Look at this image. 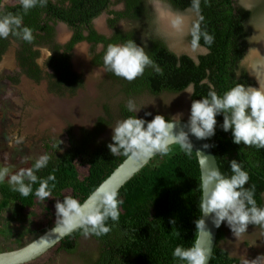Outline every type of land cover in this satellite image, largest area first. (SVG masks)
I'll return each instance as SVG.
<instances>
[{"label": "trees", "instance_id": "trees-1", "mask_svg": "<svg viewBox=\"0 0 264 264\" xmlns=\"http://www.w3.org/2000/svg\"><path fill=\"white\" fill-rule=\"evenodd\" d=\"M163 1L176 10L194 11L191 7L192 0ZM116 2L122 3L121 10L110 9L112 0H55V3L47 0L46 6L38 5L26 14L18 3L5 6L0 10V15L9 12L22 15L23 25L32 32L39 30L40 39L45 43L52 39L53 28L47 24L43 15L65 21L74 31L65 45V52L81 39L90 43L92 51L96 44L101 43V51L93 54L91 59V63L98 66L104 67L103 56L110 43L123 44L134 40L138 45L144 46L154 66L146 68L142 76L129 82L112 72H106L107 76L120 84L122 91L128 96L143 92L152 95L181 92L191 83L194 85L193 96L190 95L192 103L195 99L207 96L209 85L218 95L223 96L238 83L246 86L254 84L242 67L241 60L249 47L246 21L262 9L264 1L252 9H247L238 5L235 0H200V10L198 13L195 11L198 16L195 24L198 23L200 29L198 46L204 47L206 51L197 54L195 58L186 53L174 52L163 39L144 34L146 30L142 34L138 30L135 32L119 29L116 26L119 19L141 22L149 17L150 11L145 0ZM103 11L109 14L106 21L112 33L108 37L98 33L91 23ZM140 24L142 26L143 23ZM83 30L87 32L86 35L82 34ZM192 30L193 27L188 35L191 44ZM204 33L213 37L211 44L206 43ZM37 42L36 40L35 43ZM6 45L7 39L0 38V53ZM54 47L55 50L58 45ZM37 54L29 42L22 41L16 56L19 66L34 81L43 77L41 68L35 62ZM48 65L52 72H46L44 76L48 77L49 91L63 95L66 91L73 92L74 85L81 83V77L70 68L67 53L59 54L57 58L51 57ZM204 80L207 83L202 84L201 81ZM119 110L123 119L137 115L130 112L124 103H120ZM157 114L163 115L155 111L144 119L150 121ZM163 116L170 119L167 115ZM216 119V133L207 141L214 152L219 172L231 176L229 161L236 159L249 175L245 187L255 186L254 198L257 206L264 207V148L235 144L232 132H224L221 128L223 115H218ZM108 125L109 118L100 116L92 128H81L78 136H74L68 126L65 140H41L43 155H48L50 159L47 166L37 171L36 175L41 179L55 175L56 180L50 182L56 185L52 190L53 196L63 201L67 195L62 192L70 189L71 196L82 202L125 158L123 154L113 156L107 147L108 143L98 140V135ZM35 161H31L29 167ZM77 162L87 166V173L83 177L79 176ZM38 186V183L33 184L32 193L24 197L13 191L8 182L0 183V210L13 202L21 208L33 206ZM118 193V199L123 201L120 205L119 221H107L111 231L106 235H90L97 241L98 246L94 259L86 264H184L172 254L177 246H193L197 236L196 221L200 219L199 204L202 196L199 164L194 150L187 153L177 144L170 145L167 154L155 155L118 189ZM82 235V230H74L59 241L57 249L75 253L79 244L78 238ZM224 235L225 230L221 225L217 230L208 264L240 263L238 257L229 255L226 249L219 246Z\"/></svg>", "mask_w": 264, "mask_h": 264}, {"label": "clouds", "instance_id": "clouds-1", "mask_svg": "<svg viewBox=\"0 0 264 264\" xmlns=\"http://www.w3.org/2000/svg\"><path fill=\"white\" fill-rule=\"evenodd\" d=\"M19 3L26 14L38 5L46 6L47 0H19ZM191 7L198 13L200 0H192ZM0 8H3V4H0ZM10 35L20 37L29 43L34 39L32 30L23 25V16L11 12L0 15V38L7 39ZM192 36V47L195 49L200 38L198 23L193 25ZM204 39L208 44L213 42V37L207 33H204ZM103 64L104 71L112 72L129 82L142 76L146 68L154 66L144 46L138 45L134 40H128L123 44L110 43L104 52ZM156 70L160 71L158 68ZM257 80L259 87L238 83L223 96L218 95L209 85L210 91L207 96L192 101L189 118L178 132L175 130L179 121L166 119L160 114L155 115L150 121L138 118L137 115L119 120L115 127H111L112 142L107 147L113 156L123 154L137 160L150 159L157 153L167 154L173 143L179 145L185 152L191 153L193 144L190 135L199 140L213 137L218 123L216 117L222 114L221 128L224 132H232L235 144L264 148V81ZM185 92L193 96L194 85L189 83ZM127 108L130 112L136 113L141 110L137 109L132 100L127 102ZM145 115L150 116L152 113ZM22 141L23 137H15L16 143ZM204 147L207 148L209 145ZM201 157L202 162L208 158L202 153ZM49 159L48 155H41L32 167L21 168L15 173H11L8 166L0 167V183L7 178L12 190L24 197L29 196L33 191V184L38 183L35 196L40 200H48L56 187L55 183L50 182H54L56 177L51 174L41 179L36 172L46 167ZM229 164L231 176H225L212 169L207 179L202 181L199 207L203 216L214 214L213 221L217 228L226 222L232 233L239 238L241 234L247 232L249 225L264 228V207L257 206L254 198L255 186L245 187L249 175L243 166L236 159L230 160ZM118 196V190L115 188L108 190L101 185L90 194L88 200L91 203L87 206L72 196H65L63 201L57 200L56 222L52 231L69 234L79 229L85 237L108 234L111 228L107 226V221L109 219L113 222L119 221L120 205L123 201L118 199ZM196 226L197 230L206 229L205 220L198 219ZM172 255L184 264H208L209 261V252L202 248L198 241L188 248L182 245L175 247ZM261 257L252 261L245 260L244 264H258Z\"/></svg>", "mask_w": 264, "mask_h": 264}, {"label": "rangeland", "instance_id": "rangeland-1", "mask_svg": "<svg viewBox=\"0 0 264 264\" xmlns=\"http://www.w3.org/2000/svg\"><path fill=\"white\" fill-rule=\"evenodd\" d=\"M110 9H120L121 3L112 0ZM238 4L251 8L264 0H236ZM151 15L141 22L120 20L122 29L136 27L140 33L141 24L153 25L157 33L162 37L166 45L174 52L186 53L195 58L197 54L205 52L203 47L197 46L193 49L188 40L191 28L198 16L190 9L180 11L174 9L163 0H145ZM251 19L246 21V29L249 31V47L247 53L241 60L242 67L246 66V56L252 48V42L257 41L256 35L259 30H264V3L262 9L255 13ZM108 15H102L95 19L97 27H104L108 32L105 19ZM162 16V17H161ZM183 16L188 22L186 28H167V17ZM187 17V18H186ZM189 17V18H188ZM152 19L151 21L147 19ZM104 21V22H103ZM105 23V24H104ZM104 24V25H103ZM133 24V25H131ZM174 32V34L166 30ZM146 29V28H145ZM147 28L144 34H148ZM101 45L97 46L100 49ZM75 50L73 61L75 66L86 64V84L79 89L76 95L57 98L49 97L44 93V84L41 81L36 85L32 81L24 82L20 86L9 82L0 81V167L8 166L11 173L21 168H29L31 161L43 155L41 140L61 138L65 140V130L71 127L74 136H78L82 126L92 128L95 118L103 113L110 120V125L98 135L99 141L112 142L113 130L117 121L123 120L119 112L120 103L127 105L132 100L137 109H141L138 116L145 118L146 113L155 111L167 115L170 118H181L188 120L190 115V95L184 89L181 92H162L152 95L147 92L136 95H126L120 84L114 83L105 77L101 67L90 65L87 57L88 45ZM178 53V54H179ZM80 54V55H79ZM248 65V64H247ZM4 82V81H3ZM257 84H253L252 87ZM48 96V97H47ZM109 114V115H108ZM15 137H23L21 143L15 142ZM11 141V143H10ZM80 177L87 173V166L76 163ZM8 182L7 178L5 179ZM64 195L71 196V190L65 189ZM59 198L51 195L48 200H40L35 197L31 207L21 208L17 203H10L0 211V251L17 248L35 238L38 234L56 222L55 203ZM223 229L225 235L219 241V246L226 249L231 256L239 258L240 263L245 260H256L261 257L258 264H264V230L258 226H249L247 232L237 238L225 222ZM78 248L75 253H66L53 246L43 255L27 264H86L94 259L98 243L91 236L84 235L78 238Z\"/></svg>", "mask_w": 264, "mask_h": 264}, {"label": "flooded vegetation", "instance_id": "flooded-vegetation-1", "mask_svg": "<svg viewBox=\"0 0 264 264\" xmlns=\"http://www.w3.org/2000/svg\"><path fill=\"white\" fill-rule=\"evenodd\" d=\"M236 1V0H235ZM52 3H55V0H51ZM237 2V1H236ZM19 0H0V4H3V8H0V10L4 9L5 6H12L15 4H18ZM120 3V2H118ZM146 4V3H145ZM238 4V2H237ZM122 5V3H121ZM240 5V4H238ZM260 5V3H257L256 5H253L251 8H247V9H252L253 7ZM64 6L67 7V3L64 2ZM241 6V5H240ZM111 7V5H110ZM123 7V5H122ZM122 7L118 10H121ZM244 7V6H242ZM246 8V7H244ZM112 10H117V9H112ZM108 15L106 17V19L109 17V14L106 11H103L102 13H100L97 17L102 16V15ZM151 15V13L149 14V16ZM43 17H45V21L47 22L48 25H50L53 28V35H52V39L48 41V43L46 42H42V40L40 39L41 37L39 36L41 34V32L39 30H34L33 31V41L30 43L32 45V48L34 50L37 51V56L35 57V62L37 63V65L41 68L42 71V78L39 79L38 81H34L32 78L28 77L25 72L23 71V69L19 66L18 60H17V53H18V49L20 47V44L22 41H24L22 38L14 36V35H10L7 38V45L4 48V50L0 53V81L1 83H5L6 81L12 84H17L18 86L21 85L24 86V82L27 81H32L34 85H36L37 83H40L41 81L44 84V93L46 95H48L49 97H57V98H65V97H69V96H74L76 95L77 91L79 89H83L85 84H86V75H85V71H88V67L86 66V64L83 65H79V66H75V63L73 61V58L75 57V50L78 48V50H81L80 47H83L84 45H88V52H87V57H89V63L90 65L93 66H97V67H101L104 70V67L101 65H94L91 63V59L93 54L98 53L101 51L102 49V44L98 43L94 46L93 51L91 50V45L90 43L85 40V39H81L78 40L76 42H74V44L72 45V47L70 48L69 51L65 52L66 49V44L70 41L72 35H73V29L63 20L53 17V16H45L43 15ZM95 17L94 19H92L91 23L93 28L100 34L105 35V36H110L112 31L111 29L108 27L107 25V21L105 19V23L107 28L109 29L108 32H105L102 28L97 27V25L94 23L95 19L97 18ZM122 19H119L117 22H119ZM124 20H128V19H124ZM149 21H151L152 19H147ZM130 22H134L132 20H128ZM104 22V21H103ZM104 23V24H105ZM103 24V25H104ZM133 25V24H131ZM116 26L124 31L127 30H133V31H137L136 27H132L129 29H122L119 25V23H116ZM146 28V29H145ZM149 30V36H154V37H159L162 39V37H160V35L157 33V31L154 29L153 25H151L150 27H148V24H145L144 26H141L140 30L144 31V30ZM86 31L83 30L82 34L86 35ZM36 40L38 41L37 43ZM58 45V47L54 50V46ZM101 45L100 49H97V46ZM82 51V50H81ZM83 52V51H82ZM63 53H67L69 55V63H70V68L73 72L77 73L80 77H81V83L79 85L75 84V88L73 90V92L70 91H66L63 95H57L51 91H49L48 89V77H45L44 74L46 72L51 73L52 69L50 68V66L48 65L50 62V58L51 57H58L59 54H63ZM80 55V54H79ZM246 68L244 67L246 74L248 76V78H250L251 80L254 81V84H257L256 81L250 76L249 74V68L248 65L246 63ZM105 73V77H107L108 80L113 81L114 83H117V81H114L113 79H111L109 76H107L106 71H104ZM4 81V82H3ZM253 85V84H252ZM250 85V86H252ZM69 89V87L67 88ZM66 89V90H67ZM47 96V97H48ZM120 112V110H119ZM103 113L104 114H99L96 118L94 123L96 122V120L98 119V117L102 116L104 118H106L105 115V105L103 108ZM121 115V114H120ZM122 117V116H121ZM93 127V126H92ZM81 128H86L84 126H82ZM80 128V129H81ZM1 211V210H0ZM67 253V252H66ZM230 255V254H229Z\"/></svg>", "mask_w": 264, "mask_h": 264}, {"label": "water", "instance_id": "water-1", "mask_svg": "<svg viewBox=\"0 0 264 264\" xmlns=\"http://www.w3.org/2000/svg\"><path fill=\"white\" fill-rule=\"evenodd\" d=\"M166 31L174 34V32H171L169 30H166ZM256 39L257 41L252 42V45H251L252 48L257 47L259 42H264V30H259L257 32ZM203 49L206 51L204 47ZM250 50L248 54L250 53ZM247 56L245 59H247ZM248 71H249L250 76L257 83V79L255 78V76L250 72V70ZM173 119L176 121H179L178 126L175 130L176 132H178L180 130V127L183 126L187 122V120L181 119V118H170L169 120H173ZM185 131H187V129H185ZM189 138L193 144V150L196 154V158L199 164L200 179H201V184H202V181L207 179L212 169H216L219 171L218 164H217L214 152L209 142L207 141V139L199 140L191 135ZM204 145H209V147L205 148ZM200 152L202 153V155L208 157L207 159H204L203 162H202V157H201ZM157 154H154L150 159H147V160H137L135 158L125 157L97 185V187L104 185V187L108 190H111L113 188L118 190L127 180H129L133 175H135L145 164H147ZM90 194L82 201V203H86V206L87 204L91 203V201L88 200ZM201 196H202V191H201ZM213 216L214 214L203 216V213L201 212L200 219L205 220L206 229L198 230L197 236L195 239V242L198 241L200 246L209 252V260L212 254L213 247L216 242V234L218 230V228L215 226V223L213 221ZM54 226L55 224H53L50 227H46L45 230L42 231L40 234H38L35 238H33L32 240L26 242L25 244L17 248L0 251V264H27L37 259L41 255H43L53 246L57 245L62 238L68 235V234H59V233L53 232L52 229Z\"/></svg>", "mask_w": 264, "mask_h": 264}, {"label": "bare ground", "instance_id": "bare-ground-1", "mask_svg": "<svg viewBox=\"0 0 264 264\" xmlns=\"http://www.w3.org/2000/svg\"><path fill=\"white\" fill-rule=\"evenodd\" d=\"M167 18L168 19H166V23L168 26L167 28L169 29L175 28V30H178L180 27L186 28V26H188L189 21H186V19L184 20L185 17L183 18V16L176 18H170L168 16ZM246 63L248 64V68L255 78L264 81V42H259L257 47H254L250 50V53L246 59ZM255 87H259L258 80Z\"/></svg>", "mask_w": 264, "mask_h": 264}]
</instances>
